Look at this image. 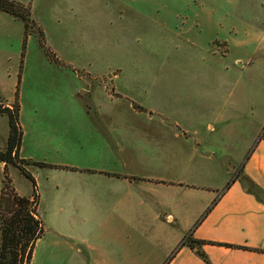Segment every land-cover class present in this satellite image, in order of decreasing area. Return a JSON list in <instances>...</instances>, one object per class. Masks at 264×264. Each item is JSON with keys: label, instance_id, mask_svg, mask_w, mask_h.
<instances>
[{"label": "rangeland", "instance_id": "rangeland-1", "mask_svg": "<svg viewBox=\"0 0 264 264\" xmlns=\"http://www.w3.org/2000/svg\"><path fill=\"white\" fill-rule=\"evenodd\" d=\"M17 1H30L34 21L23 47V20L0 10V101L13 103L19 74L22 152L57 165L31 172L44 209L55 185L73 182L63 171L70 166H126L132 174L150 170L194 183L227 179L264 115V0ZM236 55L249 60L234 63ZM116 69L121 94L108 75ZM214 86L226 91L215 105L195 95ZM7 128V115L0 113V141ZM8 170L26 192L30 180L15 165ZM98 180L86 179L87 197L100 192L111 199L113 188L106 182L101 188ZM134 188L137 197L152 200L150 207L137 200L136 227L165 229L166 237L160 231L152 238L169 243L176 222L154 216L155 198L170 203L182 194L166 181ZM171 205L179 218L183 210ZM149 240L135 237L140 255H147L142 249ZM78 261L76 252L67 260L52 256L41 242L31 263Z\"/></svg>", "mask_w": 264, "mask_h": 264}, {"label": "crops", "instance_id": "crops-1", "mask_svg": "<svg viewBox=\"0 0 264 264\" xmlns=\"http://www.w3.org/2000/svg\"><path fill=\"white\" fill-rule=\"evenodd\" d=\"M248 60L239 55L234 57V63L238 64ZM108 75L115 90L114 82L121 71L116 69ZM195 95L199 100L215 105L226 97V91L225 87L214 86L212 89L195 90ZM3 102L10 105L6 98ZM161 115L164 116L163 113ZM173 120L176 125L179 124L177 118ZM208 125L212 127L213 123L208 122ZM7 134L8 128L0 147L5 145ZM250 142L243 158L231 165L229 176L221 183L166 180L146 173L150 170L132 174L126 166L122 171L80 166L63 169L73 182L66 183L62 189L58 185L53 187L47 209L42 207L39 193L38 212L45 230L36 240L33 257L36 247L43 242L55 257L63 256L67 260L72 253H78L79 264H136L137 261L162 264L187 233L190 238L203 240L201 249L211 264H264V115L260 117L259 126L251 135ZM19 155L34 160L25 155L21 147ZM3 164L0 161V188ZM10 165L14 164H9L8 168ZM237 165V174L231 175ZM25 166L36 173L37 164L28 163ZM89 177L100 179L101 188L104 182L110 185L113 188L112 198H104L100 192L87 197L83 187L89 184L86 181ZM104 177L107 179H102ZM164 181L182 195L176 196L170 203L163 197L155 198L157 211H154V216L159 218L163 215L164 219L176 222L171 241L159 244V239L152 237L160 231L166 237L165 229L154 231L147 227H136L133 215L137 200L147 207H150L152 200L137 197L134 186L137 182L157 185ZM13 185L20 194L31 193V182L26 192L14 180ZM169 204H172V209H182L183 214L176 218ZM105 206H110V209L106 208L102 213ZM137 235L150 237L147 250L142 249L147 255L137 252L134 241ZM160 240L162 242V237ZM165 264L207 263L195 248L182 244Z\"/></svg>", "mask_w": 264, "mask_h": 264}, {"label": "trees", "instance_id": "trees-1", "mask_svg": "<svg viewBox=\"0 0 264 264\" xmlns=\"http://www.w3.org/2000/svg\"><path fill=\"white\" fill-rule=\"evenodd\" d=\"M0 10L6 11L24 22L23 47L28 34L32 31L30 1L23 3L17 0H0ZM40 40L45 45L43 31L40 28ZM23 56V50H22ZM23 58H21V62ZM19 74L16 83L14 101L6 105L0 101V113L8 119V134L4 148H0V161H3V175L0 188V264H32V255L36 240L44 233L43 220L38 212L39 191L33 174L26 164L57 166L45 161L28 160L20 157L23 129L19 120L20 105L18 102ZM14 164L30 180L31 193L20 194L13 185L8 166ZM229 180L227 181L228 184ZM203 240L190 238L185 233L178 241L172 252L162 264H165L172 254L182 245L195 248L196 252L207 264H211L206 253L201 249Z\"/></svg>", "mask_w": 264, "mask_h": 264}]
</instances>
